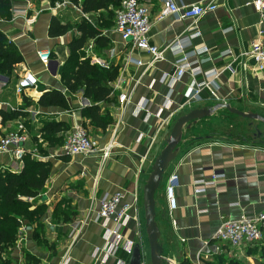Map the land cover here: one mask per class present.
Returning <instances> with one entry per match:
<instances>
[{
  "label": "crops",
  "instance_id": "0c3cea01",
  "mask_svg": "<svg viewBox=\"0 0 264 264\" xmlns=\"http://www.w3.org/2000/svg\"><path fill=\"white\" fill-rule=\"evenodd\" d=\"M10 1V9L0 14V32L23 61L10 74L0 73V111L18 112L23 117L1 125L0 139L22 124L28 137L24 145L26 153H35L36 147H42L46 155L39 154L38 158L49 162L51 171L45 193L29 200L34 208L40 205L45 208L40 220L42 233L34 237L36 225L25 223L18 231L15 248L3 257L9 264H28L29 257L38 264H117L118 261L129 264L131 257L127 258L122 250L109 259L95 255L96 249L105 245L104 228L93 221L99 202L105 195L122 193L126 204H132L134 197L138 199V221L124 228L122 236L134 241L141 249L142 264H150L143 189L173 125L192 110L221 104L264 118V73L253 71L249 64L243 68L236 65L234 75L225 73L217 78L218 90L214 94L209 90L202 91L200 102L177 113L170 126L156 135L158 121L155 114L168 94L167 87L159 81L163 74L174 72V57L166 53L164 61L147 69L151 56L123 42L115 32V20H109L113 6L85 14L68 0ZM210 1L175 0V3L190 6ZM253 1L215 0L216 11L192 25L175 17L158 21L163 0H139L150 10L152 46L162 50L178 37L188 35L189 31L198 33L200 36L192 42L193 48L204 47L209 51L205 58L210 60L203 65L204 71L220 70L229 62L220 58L221 52L229 49L237 55L247 51L256 40L261 17L252 6ZM78 2L81 5L83 0ZM54 19L68 28L63 37L49 36ZM83 24H88L98 35L88 40L78 52L85 56L82 60L92 59L91 64L97 63L105 69L118 68L116 80L110 83L111 101L99 104L102 112L108 115L105 131L96 129L83 116L92 106L84 98L83 91L71 94L61 82L60 73L70 56V45L82 37L79 26ZM100 39L105 40L106 46L98 43ZM40 51L52 53V73L39 61L37 53ZM130 59L143 66L129 64ZM54 71L57 76L53 75ZM121 75L124 85L114 91V84ZM27 79L34 85L18 95L16 87ZM190 83L187 74L174 87L172 109L184 103V93ZM132 90L130 103L124 112L120 111L119 95ZM49 91L62 93L68 110L40 108L39 99ZM144 104L147 114L138 111ZM118 118L121 125L116 131ZM46 122L66 125L69 132L65 139L75 127L82 126L101 147L108 144L116 132L117 147L105 163L98 156H55L59 149L54 150L43 143L41 136ZM258 126L262 124L219 110L209 120L184 129L177 157L155 195L163 258L171 264H258L257 256L250 255L251 247L234 250L215 238L224 222L254 219L264 213V145L252 138V134L260 130ZM21 168L22 163L15 160L13 150L9 154H0V173L5 170L19 173ZM172 175L178 177L174 210L170 209L166 199L167 180ZM218 176L222 178L215 181ZM87 217L91 222L80 229L81 222ZM75 230L78 231L75 233Z\"/></svg>",
  "mask_w": 264,
  "mask_h": 264
},
{
  "label": "built area",
  "instance_id": "2783aa9c",
  "mask_svg": "<svg viewBox=\"0 0 264 264\" xmlns=\"http://www.w3.org/2000/svg\"><path fill=\"white\" fill-rule=\"evenodd\" d=\"M252 6L261 17L258 36L247 51H241L239 54L231 50H225L219 54L223 60H229L223 67L218 69L203 70V65L210 59L207 57L209 51L207 48H193L192 42L200 35L189 31L188 35L178 37L167 47L160 50L150 43L151 16L150 10L143 6L139 0H122L120 9L115 16V32L125 43L132 45L134 49L141 50L151 56L150 62L146 65L147 69L153 68L155 64L164 61L166 53L174 57V72L165 73L160 78V84L168 89L163 105L158 109L155 118L158 126L155 134H160L164 129L170 126V122L175 115L185 109L191 108L195 103L201 101V93L209 90L213 94L218 90L217 78L225 73L235 74V67H247L249 64L253 71L264 73V0H254ZM217 7L215 0L208 3H200L190 6H178L175 0H163L162 9L157 16L158 21H163L168 17H175L179 21H189L193 24L209 13H214ZM39 61L45 66V69L52 73L54 61L50 51H40L37 53ZM129 64L142 67L141 62L129 60ZM57 66V65H56ZM189 74L191 83L186 87L184 93V103L173 108L171 96L174 87L182 81L185 75ZM57 76V72H53ZM123 75L115 82L114 91L120 90L124 85ZM34 85L30 79L24 80L16 87V93L20 95L25 89ZM132 92L123 91L118 97L119 110L124 112L130 103ZM138 111L148 113L146 104L138 107ZM137 111V112H138ZM147 111V112H146ZM121 125V119L118 118L116 131ZM116 133V132H115ZM112 140L104 147L90 137L87 130L82 126L75 127L66 137L64 145L59 148L55 156L65 157H92L98 156L102 163H105L112 156L113 150L117 147L115 134ZM142 138V136H140ZM155 139V138H154ZM25 127L20 124L16 130L0 139V154H9L13 150L14 158L20 164L27 154L24 145L27 143ZM155 141V140H154ZM222 177H215L218 180ZM178 177L172 175L167 180L166 199L170 209L176 208L175 189ZM203 184L204 183H200ZM125 195L115 193L105 195L99 202V210L93 221L100 223L105 231V245L98 248L95 255L101 254L106 259L114 257L120 250L127 258L133 255L136 244L134 241L127 240L122 236V231L131 222L138 221L137 206L138 199L134 197L132 204L124 202ZM91 218L87 217L81 222L80 229L84 227ZM264 213L254 219L242 218L239 221H226L218 229L215 238L221 243L227 244L231 249L241 250L245 247H253L263 239ZM78 230H75V233ZM117 264H128L126 261H118Z\"/></svg>",
  "mask_w": 264,
  "mask_h": 264
},
{
  "label": "trees",
  "instance_id": "16d2710c",
  "mask_svg": "<svg viewBox=\"0 0 264 264\" xmlns=\"http://www.w3.org/2000/svg\"><path fill=\"white\" fill-rule=\"evenodd\" d=\"M68 1L80 7L85 14L108 10L110 6H113L111 15L120 9L122 2V0H83L80 5L78 0ZM10 7V0H0L1 15L8 11ZM79 29L82 37L70 45V56L60 73L61 82L71 94L83 91L84 98L92 103V106L84 111L83 116L88 118L96 129L105 131L109 124L108 115L102 112L99 104L111 101L110 83L116 80L118 68L105 69L91 64L88 59L81 60L78 52L85 47L88 40L96 38L98 34L88 24L80 25ZM67 31V27L62 26L59 21L54 19L50 27L49 36L51 38L63 37L67 34ZM98 43L106 46L104 39L98 40ZM22 61V57L9 47L6 36L0 32V73L10 74ZM38 106L44 109L60 108L68 110L66 97L57 91L44 93L38 101ZM0 117L2 119L1 126L7 121L20 119L23 115L18 112L7 114L0 111ZM42 127L41 136L43 143L46 142L54 150H58L64 145L65 135L69 132L66 125L46 122ZM36 148L35 153L30 152L24 156L19 173H14L12 170H5L0 173V264H9V260L3 255L15 248L18 240V231L25 223L30 226L36 225L37 230L34 233V237L42 233L43 230L40 220L45 208L41 205L34 208V205L29 200H34L45 193L51 164L38 158L39 154L44 155L45 151L40 146ZM250 249V255L257 256L258 264H264V229L263 239ZM29 263L38 264L31 257L28 259Z\"/></svg>",
  "mask_w": 264,
  "mask_h": 264
},
{
  "label": "water",
  "instance_id": "95a60500",
  "mask_svg": "<svg viewBox=\"0 0 264 264\" xmlns=\"http://www.w3.org/2000/svg\"><path fill=\"white\" fill-rule=\"evenodd\" d=\"M219 110H226L230 114L241 119L252 122L256 121L264 126V118L259 115L245 114L236 109H232L229 105L225 104H221L213 108L192 110L177 119L165 142V148L156 159L148 181L143 189V209L146 235L150 250V264H171L168 260L163 258V248L160 244L161 232L156 223L155 195L162 186L165 174L168 171L170 164L177 157L178 147L181 143L184 129H190L193 124L210 118ZM252 138L260 141L264 145V134H262L259 130H256L255 133L252 134ZM142 259L141 249L136 246L129 264H142Z\"/></svg>",
  "mask_w": 264,
  "mask_h": 264
},
{
  "label": "rangeland",
  "instance_id": "374dc122",
  "mask_svg": "<svg viewBox=\"0 0 264 264\" xmlns=\"http://www.w3.org/2000/svg\"><path fill=\"white\" fill-rule=\"evenodd\" d=\"M116 12H117V10H116ZM116 12H115V14H116ZM115 14H113V15H111L110 14V16H109V20L110 21H114L115 20ZM84 57L85 56H83V55H81L80 56V59L82 60V59H84ZM91 62H92V59H91ZM93 65H98L97 63H95V64H93ZM99 65H100V63H99ZM210 118H207V119H204V120H209ZM211 120H213V118L211 119ZM214 120H216V118L214 119ZM203 121V120H202ZM224 126H226L225 124H223ZM258 128L260 129L259 131L262 133V134H264V127H263V125L260 127V126H258Z\"/></svg>",
  "mask_w": 264,
  "mask_h": 264
}]
</instances>
